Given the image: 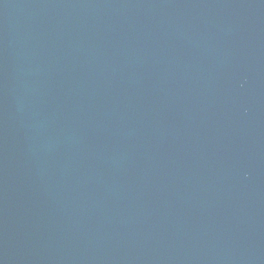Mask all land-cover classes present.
<instances>
[{
    "label": "water",
    "instance_id": "obj_1",
    "mask_svg": "<svg viewBox=\"0 0 264 264\" xmlns=\"http://www.w3.org/2000/svg\"><path fill=\"white\" fill-rule=\"evenodd\" d=\"M0 264H264V0H0Z\"/></svg>",
    "mask_w": 264,
    "mask_h": 264
}]
</instances>
